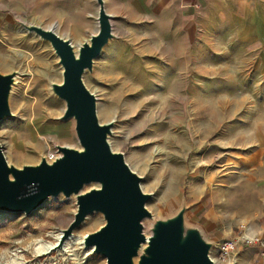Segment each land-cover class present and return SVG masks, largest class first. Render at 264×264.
<instances>
[{
  "label": "rangeland",
  "instance_id": "374dc122",
  "mask_svg": "<svg viewBox=\"0 0 264 264\" xmlns=\"http://www.w3.org/2000/svg\"><path fill=\"white\" fill-rule=\"evenodd\" d=\"M183 8L151 3L138 15L110 17L112 35L82 81L100 122L111 121V149L149 193L143 234L182 212L183 231L197 230L210 254L221 239L239 236L227 264H264V47L236 37L214 5L193 19ZM29 23L0 36V73L14 76L0 145L18 168L53 160L56 145L80 148L74 118H62L65 101L51 85L62 77L58 55ZM88 37L67 38L76 49ZM98 185L85 182L79 192ZM76 208L75 193L59 192L27 213L0 209V264L5 255L19 264H104L81 239L104 222L98 210L72 228L62 250L42 255L28 247L35 239L55 243Z\"/></svg>",
  "mask_w": 264,
  "mask_h": 264
},
{
  "label": "water",
  "instance_id": "95a60500",
  "mask_svg": "<svg viewBox=\"0 0 264 264\" xmlns=\"http://www.w3.org/2000/svg\"><path fill=\"white\" fill-rule=\"evenodd\" d=\"M98 3L97 28L87 39L74 46L67 37L52 27L29 23L26 28L48 40L62 66L59 82L53 91L65 101L62 118L73 117L80 148L56 145L59 154L51 161L42 159L35 165H9L0 145V209L29 212L49 194H76L74 217L62 229L59 245L84 216L93 210L102 212L104 222L87 232L83 245L105 257L104 264H136L132 256L145 240L141 219L149 215L145 201L149 193L142 191L140 176L124 161L121 152L111 149L107 134L110 122H100L96 114L95 96L82 81L84 68L112 35L110 14L103 0ZM25 25V24H24ZM13 74L0 73V118L10 114L7 95ZM97 181L83 193L85 182ZM210 242L197 230L183 231L182 212L165 221H156L137 264H214L209 256Z\"/></svg>",
  "mask_w": 264,
  "mask_h": 264
},
{
  "label": "crops",
  "instance_id": "0c3cea01",
  "mask_svg": "<svg viewBox=\"0 0 264 264\" xmlns=\"http://www.w3.org/2000/svg\"><path fill=\"white\" fill-rule=\"evenodd\" d=\"M151 3L184 7L190 19L214 5L219 16L233 25L236 37L264 47V0H103L110 17L138 15L142 6ZM97 12L96 0H0V36L15 23L29 21L53 27L63 37L74 33L83 37L93 33ZM263 140L261 137V144Z\"/></svg>",
  "mask_w": 264,
  "mask_h": 264
},
{
  "label": "bare ground",
  "instance_id": "6f19581e",
  "mask_svg": "<svg viewBox=\"0 0 264 264\" xmlns=\"http://www.w3.org/2000/svg\"><path fill=\"white\" fill-rule=\"evenodd\" d=\"M79 45V44H78ZM77 45V46H78ZM75 52H77V48L75 49ZM137 71H136V76L139 74V72H140V70H138V69H136ZM14 79V78H13ZM129 86H130V88L132 89L134 86L132 85V84H129ZM161 89V88H160ZM139 91V90H138ZM136 92L137 94L139 93V92ZM166 91V90H165ZM162 92V91H161ZM108 112V110L107 109H104V113H107ZM100 121V120H99ZM46 160V159H45ZM140 183V182H139ZM140 187H141V183H140ZM141 189H142V187H141ZM142 191H143V189H142ZM61 233H62V229H61V231H60V234L59 235H56L55 236V243L54 242H45V241H43V240H41V239H35L34 241H32L30 244H29V248H31V250L34 252V253H36V254H42L43 255V253H48V252H50L51 250H62L63 248H62V245L60 244L59 245V240H60V236H61ZM87 234V233H86ZM86 234H84L83 236H82V240L84 239V237H85V235ZM149 235L150 234H145V240L144 241H142L140 244H138V246L136 247V250H137V253H136V255H134V256H132V260L133 261H135L137 258H138V256H139V254L140 253H143V251H144V248L146 247V244H147V241H148V237H149ZM64 243V242H63ZM88 250H92L93 249V246H88V248H87ZM5 258L7 257V260H6V262H5V264H19L21 261H20V259H19V257H16V256H4Z\"/></svg>",
  "mask_w": 264,
  "mask_h": 264
},
{
  "label": "built area",
  "instance_id": "2783aa9c",
  "mask_svg": "<svg viewBox=\"0 0 264 264\" xmlns=\"http://www.w3.org/2000/svg\"><path fill=\"white\" fill-rule=\"evenodd\" d=\"M240 237L235 236V237H228V238H223L218 242V248L217 252L215 254H210L209 256L212 259L214 264H227L228 262V255L229 253L234 250V248L237 245V241ZM242 240H245L247 242L249 241H258L259 237H246V236H241Z\"/></svg>",
  "mask_w": 264,
  "mask_h": 264
}]
</instances>
